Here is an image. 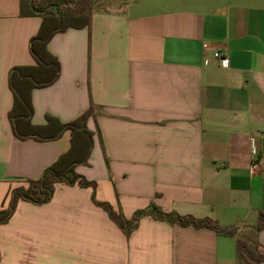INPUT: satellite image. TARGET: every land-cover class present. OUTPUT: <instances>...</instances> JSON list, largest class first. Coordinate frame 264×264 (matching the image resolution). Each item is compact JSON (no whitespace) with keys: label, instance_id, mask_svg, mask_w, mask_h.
<instances>
[{"label":"crops","instance_id":"1","mask_svg":"<svg viewBox=\"0 0 264 264\" xmlns=\"http://www.w3.org/2000/svg\"><path fill=\"white\" fill-rule=\"evenodd\" d=\"M40 23L0 0V209L69 148V132L17 139L7 117L8 71L34 64ZM48 49L60 75L33 90L32 123L96 107L87 127L100 136L75 168L96 199L127 219L154 204L231 233L146 216L127 238L91 188L56 183L49 202L20 200L0 224V264H247L239 239L264 249V0H92L90 26L55 34Z\"/></svg>","mask_w":264,"mask_h":264},{"label":"trees","instance_id":"2","mask_svg":"<svg viewBox=\"0 0 264 264\" xmlns=\"http://www.w3.org/2000/svg\"><path fill=\"white\" fill-rule=\"evenodd\" d=\"M20 16L41 18L37 32L29 40V52L34 60L32 65L13 66L8 71V87L12 93V106L7 113L13 136L20 140L33 139L39 142L52 141L69 132V148L55 162L48 166L36 180H27L25 186L10 191L7 207L0 209V224L8 222L13 215L18 201H27L42 205L50 201L56 183L81 188H91L92 203L101 208L108 218L128 238L137 228L141 218L149 216L154 220L176 224L180 227L208 229L216 233L230 234L231 231L219 228L209 218H195L189 215L165 213L154 204L145 209L137 210L130 219L121 211L115 210L109 203L96 199V184L86 180L75 172L79 165H86L92 153L94 135L89 130L87 121L95 118V106L88 109L74 120L63 123L56 117L46 115L45 124L32 123L34 113L32 92L53 84L60 75V63L48 49L52 37L69 28L90 26L92 0H19ZM257 230L264 229V212H260ZM240 255L247 264L264 263V249L258 243L251 246L245 240L237 241Z\"/></svg>","mask_w":264,"mask_h":264},{"label":"built area","instance_id":"3","mask_svg":"<svg viewBox=\"0 0 264 264\" xmlns=\"http://www.w3.org/2000/svg\"><path fill=\"white\" fill-rule=\"evenodd\" d=\"M213 57L220 61L221 65H226L227 60L223 57L222 53L220 51H216L213 53Z\"/></svg>","mask_w":264,"mask_h":264}]
</instances>
